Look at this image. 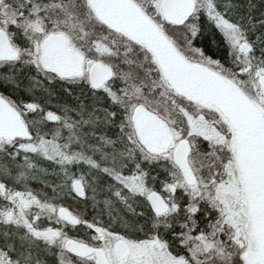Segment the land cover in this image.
I'll return each instance as SVG.
<instances>
[{"label":"snow or ice","instance_id":"snow-or-ice-1","mask_svg":"<svg viewBox=\"0 0 264 264\" xmlns=\"http://www.w3.org/2000/svg\"><path fill=\"white\" fill-rule=\"evenodd\" d=\"M0 264H264V0H0Z\"/></svg>","mask_w":264,"mask_h":264}]
</instances>
